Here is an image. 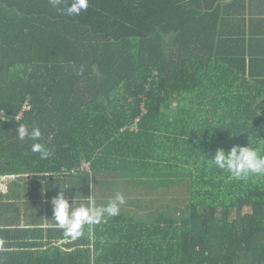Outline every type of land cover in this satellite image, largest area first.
I'll list each match as a JSON object with an SVG mask.
<instances>
[{
    "label": "trees",
    "instance_id": "obj_1",
    "mask_svg": "<svg viewBox=\"0 0 264 264\" xmlns=\"http://www.w3.org/2000/svg\"><path fill=\"white\" fill-rule=\"evenodd\" d=\"M244 2L89 0L67 16L0 0V178L30 198L61 185L69 202L119 191L131 205L128 223L104 224L125 250L67 244L63 264H264V176L211 162L237 145L264 155V71L249 68L244 30H227ZM20 124L40 139H18ZM28 246L0 242V264L43 263L12 250Z\"/></svg>",
    "mask_w": 264,
    "mask_h": 264
},
{
    "label": "crops",
    "instance_id": "obj_2",
    "mask_svg": "<svg viewBox=\"0 0 264 264\" xmlns=\"http://www.w3.org/2000/svg\"><path fill=\"white\" fill-rule=\"evenodd\" d=\"M240 8V6H239ZM243 9V10H242ZM237 11V10H235ZM239 16L234 17L227 30L236 29L244 30V40L246 48V61L249 68L254 72L264 71V0H245L241 4ZM29 178V177H28ZM51 180V177H50ZM44 186L45 184L33 183L31 187ZM25 184L20 182L8 183L4 178H0V228L10 230L11 238L4 243L14 245L16 243H29L28 249H16L14 252L27 251L43 256L41 264H63V251L69 252L73 247L81 250L93 258V254H99L101 250H125V242L117 243L116 239L126 237V232L122 234L115 232L114 228L107 229L104 224L113 221L114 223H128L133 216L131 215V205L126 202L121 206L123 211L116 217H106L98 224L85 225L83 234L75 239H63V230L60 229L53 219L52 199L62 190L61 185L46 188L48 197L42 200L38 199L42 193H36L32 198L28 197L22 189ZM27 186V185H26ZM9 197L6 198L1 194L8 190ZM8 193V192H7ZM6 193V195H7ZM43 195V194H42ZM68 199V196L65 197ZM69 201V199H68ZM72 207L83 205L100 206L108 202H69ZM128 210V211H125ZM105 228V229H104ZM20 231V232H18ZM22 231V232H21Z\"/></svg>",
    "mask_w": 264,
    "mask_h": 264
},
{
    "label": "clouds",
    "instance_id": "obj_3",
    "mask_svg": "<svg viewBox=\"0 0 264 264\" xmlns=\"http://www.w3.org/2000/svg\"><path fill=\"white\" fill-rule=\"evenodd\" d=\"M49 3L63 15L78 16L86 11L89 0H49ZM82 69L79 74H82ZM17 138H25L38 141L42 135L39 127L33 125L31 129L27 124H20L16 128ZM31 151L39 153L40 159H48L53 155L52 149L42 143H33ZM211 162L220 170L230 174L233 179L247 180L250 175L264 176V155L249 146H233L229 151L217 148L211 156ZM53 219L58 227L63 230L66 237L73 239L83 234L85 225L98 224L106 217H116L120 215L121 206L126 203L121 192H117L115 197L107 204L94 206L83 205L72 207L68 199L61 191L51 201Z\"/></svg>",
    "mask_w": 264,
    "mask_h": 264
},
{
    "label": "built area",
    "instance_id": "obj_4",
    "mask_svg": "<svg viewBox=\"0 0 264 264\" xmlns=\"http://www.w3.org/2000/svg\"><path fill=\"white\" fill-rule=\"evenodd\" d=\"M25 109H27V106H25V107L23 108V110H25ZM0 118L3 119V120H7V118L5 117V115L3 114V112H0ZM17 118H19V117H17ZM83 167H84L86 170H88V166H87L86 164H84Z\"/></svg>",
    "mask_w": 264,
    "mask_h": 264
}]
</instances>
